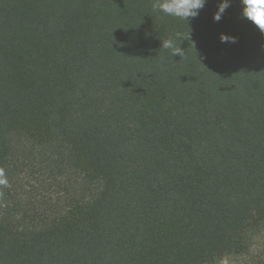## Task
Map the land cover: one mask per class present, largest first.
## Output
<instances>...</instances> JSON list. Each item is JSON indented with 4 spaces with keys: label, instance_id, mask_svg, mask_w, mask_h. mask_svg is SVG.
Instances as JSON below:
<instances>
[{
    "label": "trees",
    "instance_id": "trees-1",
    "mask_svg": "<svg viewBox=\"0 0 264 264\" xmlns=\"http://www.w3.org/2000/svg\"><path fill=\"white\" fill-rule=\"evenodd\" d=\"M222 2L188 23L152 0H0V170L29 143L85 184L52 219L0 210V264L250 253L264 231V33L239 0L214 21Z\"/></svg>",
    "mask_w": 264,
    "mask_h": 264
},
{
    "label": "rangeland",
    "instance_id": "rangeland-1",
    "mask_svg": "<svg viewBox=\"0 0 264 264\" xmlns=\"http://www.w3.org/2000/svg\"><path fill=\"white\" fill-rule=\"evenodd\" d=\"M15 150L14 166L4 173L6 179L8 176L7 185L0 184L1 211L16 203L31 215L33 212L48 214L36 218V222H40L57 217L72 202L80 200L85 185L83 177L72 170L70 174H59L55 163L50 164L40 155V149L32 144H20ZM21 213L19 218H22ZM263 259L264 231L255 240L248 255L230 258L222 264H257Z\"/></svg>",
    "mask_w": 264,
    "mask_h": 264
},
{
    "label": "clouds",
    "instance_id": "clouds-1",
    "mask_svg": "<svg viewBox=\"0 0 264 264\" xmlns=\"http://www.w3.org/2000/svg\"><path fill=\"white\" fill-rule=\"evenodd\" d=\"M208 0H152V10L157 13H163L167 16L185 20L198 17L200 10L204 8ZM241 6L240 18L246 19L252 23L261 33H264V0H239ZM230 7V0H223L218 5V10L214 13L213 19L219 22L226 9ZM180 34H177V38ZM176 39H163L161 49L168 50L172 56H185V50L177 44ZM190 39V35H189ZM221 43H237V37L227 34L220 35ZM0 184L7 185V179L4 177L3 170H0Z\"/></svg>",
    "mask_w": 264,
    "mask_h": 264
}]
</instances>
